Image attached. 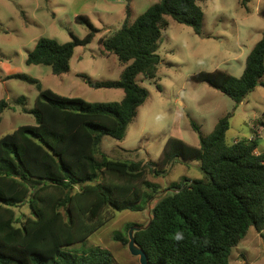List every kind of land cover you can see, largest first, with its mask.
I'll return each instance as SVG.
<instances>
[{
	"label": "trees",
	"instance_id": "1",
	"mask_svg": "<svg viewBox=\"0 0 264 264\" xmlns=\"http://www.w3.org/2000/svg\"><path fill=\"white\" fill-rule=\"evenodd\" d=\"M204 1L160 0L133 23L127 20L99 40V54L115 55L124 67L121 79L95 83L82 77L96 89L123 90L120 102L69 98L44 89L30 76H15L38 90L34 108H24L37 125L21 126L0 139V264H114L109 250L86 248V242L105 227L109 211L141 212L150 203L151 222L134 234L149 264H231L233 248L251 228L264 237V152L257 153V137L226 141L231 114L208 136L193 127L200 134L199 146L170 137L158 168L138 160H113L101 149L105 138L126 137L148 99L149 91L137 80L157 81L162 62L157 44L168 18L202 35L199 2ZM76 21L88 29L84 38L72 33L67 43L41 38L26 64L49 66L56 76L68 74L76 49L90 45L99 32L85 15ZM193 79L241 103L258 85L264 86V30L240 78L216 70ZM8 106L0 101V120ZM193 161L207 181L185 178L160 192L148 180L150 172L160 174L159 167ZM24 205L31 216L17 218L15 209ZM114 241L127 245L129 236L116 233Z\"/></svg>",
	"mask_w": 264,
	"mask_h": 264
},
{
	"label": "rangeland",
	"instance_id": "2",
	"mask_svg": "<svg viewBox=\"0 0 264 264\" xmlns=\"http://www.w3.org/2000/svg\"><path fill=\"white\" fill-rule=\"evenodd\" d=\"M160 0H0V101L9 106L1 114L0 139L21 126L37 125L33 115L24 108H34L38 97L36 86L17 75H27L40 81L44 89L91 103H114L124 97L121 89L93 88V82H116L124 67L115 55L101 56L99 40L110 37L128 20L133 23ZM204 11L202 35L169 17V26L162 32L157 52L162 58L157 81L137 82L149 91L146 102L122 141L105 138L102 152L110 159L143 161L158 168L163 150L170 137L189 145H200V134L210 135L220 119L231 114L226 141L258 138L257 153L264 152V86L258 85L241 103L193 77L200 72L224 71L240 78L246 61L262 37L264 30V0H208L199 2ZM129 6V9H128ZM87 16L99 30L87 47L77 48L68 74L56 76L46 65H27L28 52L41 38L59 43L71 41V33L84 38L88 29L76 21ZM83 76V77H82ZM161 86V90L158 89ZM23 98L25 103L18 100ZM193 125V126H192ZM158 175L148 174V180L164 192L185 178L207 181L198 161L159 167ZM151 203L141 212H108V222L87 242L86 248L101 247L111 252L114 264H140L129 246L114 241L116 233L129 236L126 230L146 226L151 217ZM16 210V217L31 216L28 205ZM76 245L75 249H81ZM231 264H264V237L254 228L233 248Z\"/></svg>",
	"mask_w": 264,
	"mask_h": 264
},
{
	"label": "water",
	"instance_id": "3",
	"mask_svg": "<svg viewBox=\"0 0 264 264\" xmlns=\"http://www.w3.org/2000/svg\"><path fill=\"white\" fill-rule=\"evenodd\" d=\"M150 222H151V217H150ZM147 227H148V225L142 226V227H136V226H134V227H131V229L129 230V242H128L129 251L131 252V254L133 256L139 257L140 264H149V260H148V257L146 255L145 251L143 249H141L136 244L134 234H135V232L144 230Z\"/></svg>",
	"mask_w": 264,
	"mask_h": 264
},
{
	"label": "crops",
	"instance_id": "4",
	"mask_svg": "<svg viewBox=\"0 0 264 264\" xmlns=\"http://www.w3.org/2000/svg\"><path fill=\"white\" fill-rule=\"evenodd\" d=\"M112 1H115V0H112ZM30 51H32V50H30ZM30 51H29V52H30ZM29 52H28V53H29ZM26 60H27V59H26ZM6 109H7V108H6Z\"/></svg>",
	"mask_w": 264,
	"mask_h": 264
}]
</instances>
